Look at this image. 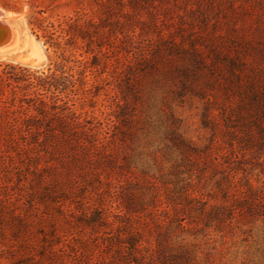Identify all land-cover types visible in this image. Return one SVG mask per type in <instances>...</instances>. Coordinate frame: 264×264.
I'll return each instance as SVG.
<instances>
[{"label": "rangeland", "instance_id": "374dc122", "mask_svg": "<svg viewBox=\"0 0 264 264\" xmlns=\"http://www.w3.org/2000/svg\"><path fill=\"white\" fill-rule=\"evenodd\" d=\"M0 7L14 43L0 50V264H264V0ZM38 9L89 20L87 83L51 74ZM13 66L70 102L30 101Z\"/></svg>", "mask_w": 264, "mask_h": 264}, {"label": "trees", "instance_id": "16d2710c", "mask_svg": "<svg viewBox=\"0 0 264 264\" xmlns=\"http://www.w3.org/2000/svg\"><path fill=\"white\" fill-rule=\"evenodd\" d=\"M89 21V20H88ZM87 20H84L83 15L80 13L77 15H62L55 19L52 18V15H47V11L44 9H38L33 11L29 15L28 24L32 32L37 36V38H44V43L53 48L55 53L58 56V67L56 72L51 73L52 75L58 77L56 78L63 85V89H67L69 86L75 85L77 81V74H80V81L82 84L86 82V69L88 65L83 63L85 60L79 59L77 57V51L79 47L83 51L80 52L81 56L92 54V56H97L96 50L93 46H90L86 43L85 47L80 45V40L87 41L90 40L91 43L94 40L92 33L89 31ZM18 68L21 70H26L27 74L20 75L17 73H7L6 77L12 82H22L25 86L34 88V93H37V97L30 98L32 100H40L41 106H47L51 104L55 108L59 107L60 102L69 103V98L64 100L60 93L64 92L61 89V85L58 82L50 81L47 79V73L42 72L39 74L38 71H31L27 68ZM82 67V68H81ZM58 72V73H57ZM6 74V72H3ZM79 81V80H78ZM47 91L51 92V97L47 98ZM58 92V93H57ZM226 178L228 182H232L233 175L229 172L226 173ZM226 196L233 194L232 190L228 187L225 189ZM253 197H247L242 200H235L239 206H243L249 202ZM227 206H232L227 204H212L210 207L203 209V214L207 218H219L222 215L223 210ZM250 206V205H249ZM3 229L0 227V233H3Z\"/></svg>", "mask_w": 264, "mask_h": 264}, {"label": "water", "instance_id": "95a60500", "mask_svg": "<svg viewBox=\"0 0 264 264\" xmlns=\"http://www.w3.org/2000/svg\"><path fill=\"white\" fill-rule=\"evenodd\" d=\"M0 15H2V11L0 9ZM11 28L7 23L0 20V45L5 44L8 41L10 35Z\"/></svg>", "mask_w": 264, "mask_h": 264}, {"label": "bare ground", "instance_id": "6f19581e", "mask_svg": "<svg viewBox=\"0 0 264 264\" xmlns=\"http://www.w3.org/2000/svg\"><path fill=\"white\" fill-rule=\"evenodd\" d=\"M0 9H1V11H2V15H0V20H2V21H4L5 23H6V19H8V17H9V14H8V12L6 11V10H4L3 8H1L0 7ZM16 33V32H15ZM15 36V35H14ZM11 39V31H10V35H9V38H8V41ZM12 39H14V38H12ZM7 41V42H8ZM6 42V43H7ZM2 44V45H0V50H8V49H11L12 47H13V45H14V43H13V41H12V43L10 44Z\"/></svg>", "mask_w": 264, "mask_h": 264}]
</instances>
